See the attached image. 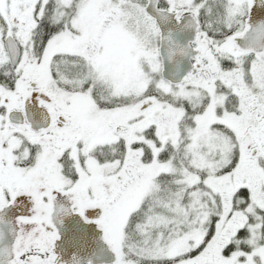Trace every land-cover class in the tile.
Returning a JSON list of instances; mask_svg holds the SVG:
<instances>
[{"label":"snow or ice","instance_id":"obj_1","mask_svg":"<svg viewBox=\"0 0 264 264\" xmlns=\"http://www.w3.org/2000/svg\"><path fill=\"white\" fill-rule=\"evenodd\" d=\"M253 0H0V264H56V194L115 264H264V25ZM189 17L161 78L149 12ZM181 54H187L181 50ZM14 113L23 117L13 119ZM30 205V207H29Z\"/></svg>","mask_w":264,"mask_h":264},{"label":"water","instance_id":"obj_2","mask_svg":"<svg viewBox=\"0 0 264 264\" xmlns=\"http://www.w3.org/2000/svg\"><path fill=\"white\" fill-rule=\"evenodd\" d=\"M263 0H253L248 22L256 26L257 21H264ZM161 32V77L169 83H179L191 71L193 53L188 48L194 30L186 34L184 27L173 30L165 15L150 11ZM189 20V18H186ZM174 41V42H172ZM185 50L187 54H181ZM30 207V205H29ZM69 199L57 194L54 201L52 221L59 239L54 247L59 262L63 264H115V255L104 241L102 230L95 223H86L79 214L71 211ZM28 208L17 210L16 205L0 211V235L3 244L12 245L14 237L11 230L19 216L28 215ZM100 213H98L99 217ZM2 246V245H0Z\"/></svg>","mask_w":264,"mask_h":264},{"label":"flooded vegetation","instance_id":"obj_3","mask_svg":"<svg viewBox=\"0 0 264 264\" xmlns=\"http://www.w3.org/2000/svg\"><path fill=\"white\" fill-rule=\"evenodd\" d=\"M263 2H264V0H263ZM263 12H264V9H263ZM248 16H249V14H248ZM165 18H166V21H169V26L171 27V29H173V30H179V28H180V26H182V27H184V29H185V31H186V34H187V36H188V33L189 32H191V30H192V28H190L188 25H189V23H190V20H186V18H189V17H187V16H185L184 18H182L181 20H177L176 19V17H175V15L174 14H171V13H168L167 15H165ZM259 21H257V23H258ZM158 26V25H157ZM159 28V27H158ZM160 30V29H159ZM160 34H161V32H160ZM194 38H195V34H194V36H191V39H190V42H189V44H191L192 42H193V40H194ZM172 42H174V41H172ZM175 43V42H174ZM160 47H161V38H160V41H159V52H160ZM160 61H161V59H160ZM192 67H193V61H192V58H191V71H192ZM190 71V72H191ZM160 75H161V73H160ZM162 78V77H161ZM13 115V119H14V122H15V120H21L22 121V119H23V117L21 116V114H19V113H14V114H12ZM62 196H64L63 194H61ZM56 198H57V194H56ZM69 202H70V204H71V201L69 200ZM72 206V205H71ZM98 213H100V214H102L101 213V211L100 210H96V211H91V210H89V211H86V213H85V217H83V220L86 222V223H94V221L96 220V219H98ZM30 214V213H29ZM28 214V215H29ZM75 214H78V213H75ZM54 225V224H53ZM97 225V224H96ZM98 226V225H97ZM54 227H55V225H54ZM55 229H56V227H55ZM57 231V230H56ZM58 234V233H57ZM58 240V239H57ZM56 240V241H57ZM56 241H55V243H56ZM55 245V244H54ZM53 254L57 257V254H56V252H55V247L53 248ZM60 261V259H58L57 258V261H56V264H63V263H61V262H59Z\"/></svg>","mask_w":264,"mask_h":264},{"label":"clouds","instance_id":"obj_4","mask_svg":"<svg viewBox=\"0 0 264 264\" xmlns=\"http://www.w3.org/2000/svg\"><path fill=\"white\" fill-rule=\"evenodd\" d=\"M261 25H264V21L258 22V24L256 26H251L252 30H256L258 29Z\"/></svg>","mask_w":264,"mask_h":264},{"label":"rangeland","instance_id":"obj_5","mask_svg":"<svg viewBox=\"0 0 264 264\" xmlns=\"http://www.w3.org/2000/svg\"><path fill=\"white\" fill-rule=\"evenodd\" d=\"M161 76V75H160Z\"/></svg>","mask_w":264,"mask_h":264}]
</instances>
